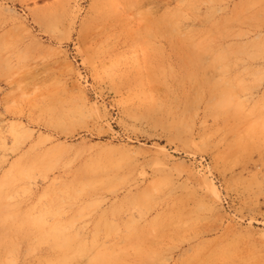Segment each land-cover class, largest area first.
<instances>
[{
    "label": "rangeland",
    "instance_id": "rangeland-1",
    "mask_svg": "<svg viewBox=\"0 0 264 264\" xmlns=\"http://www.w3.org/2000/svg\"><path fill=\"white\" fill-rule=\"evenodd\" d=\"M0 264H264V0H0Z\"/></svg>",
    "mask_w": 264,
    "mask_h": 264
},
{
    "label": "bare ground",
    "instance_id": "bare-ground-1",
    "mask_svg": "<svg viewBox=\"0 0 264 264\" xmlns=\"http://www.w3.org/2000/svg\"><path fill=\"white\" fill-rule=\"evenodd\" d=\"M171 19V18H170ZM170 21V20H169ZM168 21V22H169ZM172 21V20H171ZM170 21V22H171ZM175 23V22H174ZM178 24H180V23H178ZM177 24V25H178ZM175 26V25H174ZM166 27V26H165ZM180 29H181V27H180ZM168 30H170V29H168ZM175 30V29H174ZM166 32H167V30H166ZM169 33V32H168ZM166 34V33H165ZM172 34V33H171ZM190 34V33H189ZM170 35V34H169ZM206 35V34H205ZM195 36H197V35H195ZM168 38V37H167ZM200 38V37H199ZM195 42V41H194ZM193 43V42H192ZM190 44V43H189ZM179 45V44H178ZM186 46V45H185ZM219 47V46H218ZM188 49V48H187ZM190 49H192V48H190ZM215 49V48H214ZM220 50V49H219ZM179 51V50H178ZM186 51V50H185ZM189 52V51H188ZM193 51H191V53H192ZM236 54V53H235ZM187 55L189 56V54L187 53ZM196 55H198V54H196ZM194 56V55H193ZM184 57V56H183ZM192 57V56H191ZM198 57V56H197ZM185 58H187V57H185ZM196 60H198V59H196ZM195 60V61H196ZM192 61V60H191ZM200 62H201V60H200ZM229 62V61H228ZM189 63H191V62H189ZM187 64V63H186ZM194 64H196V65H199L198 63H193V65ZM188 66V65H187ZM165 68V67H164ZM188 68V67H187ZM184 70V69H183ZM186 72V71H185ZM187 73V72H186ZM189 75V74H188ZM190 76V75H189ZM184 77V76H183ZM185 77H187V75L185 76ZM192 88V87H191ZM190 88V89H191ZM189 94H190V92H189ZM187 96V95H186ZM188 100H189V98H188ZM187 104H188V102H187ZM188 107H189V105H188ZM192 107V106H191ZM190 108V107H189ZM23 165H24V163H23ZM23 167V166H22ZM30 169H32L31 167H29ZM41 169V168H40ZM46 170V169H45ZM27 176V175H26ZM7 177V176H6ZM15 177V176H14ZM28 177V176H27ZM16 178H18V177H16ZM82 180V179H81ZM77 182V181H76ZM67 186V185H66ZM60 188V187H59ZM61 189V188H60ZM8 190V189H7ZM58 190V189H57ZM76 190V189H75ZM6 191V190H5ZM59 191V190H58ZM48 193V192H47ZM64 193V192H63ZM67 193V192H66ZM65 194V193H64ZM71 195V194H70ZM51 196V195H50ZM72 196V195H71ZM63 198V197H62ZM75 198V197H74ZM67 199H69V198H67ZM64 200V199H63ZM96 201V200H95ZM98 201V200H97ZM94 202V201H93ZM49 203V202H48ZM71 204V203H70ZM85 204V203H84ZM83 204V205H84ZM87 204V203H86ZM89 204V203H88ZM56 205V204H55ZM63 205V204H62ZM46 206V205H45ZM80 206V205H79ZM82 206V205H81ZM47 208V207H46ZM52 208V207H51ZM64 208H66V207H64ZM48 209V208H47ZM53 209V208H52ZM77 211V210H76ZM40 213H42V212H40ZM66 221H68V220H66ZM16 225V224H15Z\"/></svg>",
    "mask_w": 264,
    "mask_h": 264
}]
</instances>
